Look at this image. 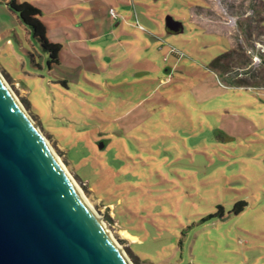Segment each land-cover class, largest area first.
Returning <instances> with one entry per match:
<instances>
[{
	"label": "rangeland",
	"instance_id": "374dc122",
	"mask_svg": "<svg viewBox=\"0 0 264 264\" xmlns=\"http://www.w3.org/2000/svg\"><path fill=\"white\" fill-rule=\"evenodd\" d=\"M8 1L0 73L131 261L264 264V0H26L52 66Z\"/></svg>",
	"mask_w": 264,
	"mask_h": 264
},
{
	"label": "water",
	"instance_id": "95a60500",
	"mask_svg": "<svg viewBox=\"0 0 264 264\" xmlns=\"http://www.w3.org/2000/svg\"><path fill=\"white\" fill-rule=\"evenodd\" d=\"M58 166L0 79V264H128Z\"/></svg>",
	"mask_w": 264,
	"mask_h": 264
},
{
	"label": "trees",
	"instance_id": "16d2710c",
	"mask_svg": "<svg viewBox=\"0 0 264 264\" xmlns=\"http://www.w3.org/2000/svg\"><path fill=\"white\" fill-rule=\"evenodd\" d=\"M7 5L11 11L17 15L19 21L24 24L25 27H27L29 37L39 41L43 50L48 53L47 64L52 66L54 63H58V52L60 51L61 45L58 42H51L46 38V26L39 18L41 15L40 9L26 0H9ZM75 176L79 179H82L80 176L76 175V173ZM246 203L247 202L244 200L233 203L232 211L234 214L240 213L245 207ZM215 217H224V211L221 206L217 207V211L215 213H209L202 219H199L198 223L207 222Z\"/></svg>",
	"mask_w": 264,
	"mask_h": 264
},
{
	"label": "bare ground",
	"instance_id": "6f19581e",
	"mask_svg": "<svg viewBox=\"0 0 264 264\" xmlns=\"http://www.w3.org/2000/svg\"><path fill=\"white\" fill-rule=\"evenodd\" d=\"M0 79L3 81L4 88L9 92L10 96L13 98V101L18 106V108L22 111V113L25 115V118L32 123L35 126V129L37 131V134L40 136V139L42 142L48 147L49 152L52 154V156L56 159L58 167L62 170V172L70 179L72 182V186L78 191L80 196L83 198V201L87 204V207L90 209L94 217L99 218L100 224L103 226V229L106 231L105 233L108 235L109 239L112 241V243L117 247V250L122 255V257L126 260L128 264H134L128 257V255L122 250V247L119 245V242L115 239V237L112 235V232L108 229V226L105 222L101 219V214L97 212L95 209V198H92L88 193H86L82 187L78 184L79 182L74 178L72 170L69 165L65 164L60 157L56 154L54 151V147L52 143L42 134V131L40 127L37 124H34L35 122L31 119V114L25 107V105L20 101V98L18 95L12 90V88L9 86V82L5 79V77L0 73ZM123 235L128 236L126 232H121Z\"/></svg>",
	"mask_w": 264,
	"mask_h": 264
},
{
	"label": "built area",
	"instance_id": "2783aa9c",
	"mask_svg": "<svg viewBox=\"0 0 264 264\" xmlns=\"http://www.w3.org/2000/svg\"><path fill=\"white\" fill-rule=\"evenodd\" d=\"M110 12H111L112 15H115L114 12H113L112 10H110Z\"/></svg>",
	"mask_w": 264,
	"mask_h": 264
},
{
	"label": "crops",
	"instance_id": "0c3cea01",
	"mask_svg": "<svg viewBox=\"0 0 264 264\" xmlns=\"http://www.w3.org/2000/svg\"><path fill=\"white\" fill-rule=\"evenodd\" d=\"M127 231V230H126ZM128 232V231H127Z\"/></svg>",
	"mask_w": 264,
	"mask_h": 264
}]
</instances>
